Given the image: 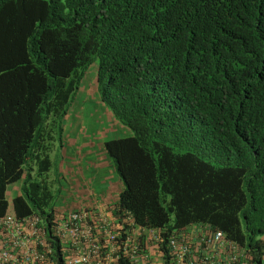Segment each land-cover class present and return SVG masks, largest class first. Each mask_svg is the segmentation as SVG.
I'll list each match as a JSON object with an SVG mask.
<instances>
[{
    "label": "trees",
    "instance_id": "obj_1",
    "mask_svg": "<svg viewBox=\"0 0 264 264\" xmlns=\"http://www.w3.org/2000/svg\"><path fill=\"white\" fill-rule=\"evenodd\" d=\"M92 65L131 132L103 145L112 218L210 225L264 264V0H0V218L64 210L51 153Z\"/></svg>",
    "mask_w": 264,
    "mask_h": 264
},
{
    "label": "built area",
    "instance_id": "obj_2",
    "mask_svg": "<svg viewBox=\"0 0 264 264\" xmlns=\"http://www.w3.org/2000/svg\"><path fill=\"white\" fill-rule=\"evenodd\" d=\"M0 264H253L240 243L210 225L163 231L103 211L0 218ZM255 264V262H254Z\"/></svg>",
    "mask_w": 264,
    "mask_h": 264
},
{
    "label": "rangeland",
    "instance_id": "obj_3",
    "mask_svg": "<svg viewBox=\"0 0 264 264\" xmlns=\"http://www.w3.org/2000/svg\"><path fill=\"white\" fill-rule=\"evenodd\" d=\"M97 74V65H92L84 74L81 89L76 95V99L65 120L62 146L57 143L51 153L53 169L50 174L52 176L60 175L61 167L68 173L70 171H78V165H75L74 160L77 158L72 154L74 142H79V146L84 152H87V149H91L94 153L98 151V155L101 157V151L104 150L103 145L107 139L125 137L131 134L130 130L120 124L112 110L105 106L99 98ZM71 141L73 142L71 143ZM85 144L88 145L83 146ZM84 147L87 149L84 150ZM65 156H67L66 162L63 161ZM106 158L107 161H110L113 168L114 178L120 179L113 162L107 155ZM80 159L82 160L80 166L83 169H90L93 164H97L98 169L101 168L97 153L95 158L91 156L85 157L84 155ZM108 168L111 170L110 167ZM108 177L113 178L111 171H108ZM81 182H85L82 177ZM53 189L55 195L54 203L58 209L62 208L67 211L86 210L87 208L102 206L105 202L104 198L97 196L96 191L82 190V186L79 185L78 181L73 180L72 176L69 180L59 177ZM13 196L14 194L12 195V193L8 194L10 200L13 199ZM171 223H174V216L171 218Z\"/></svg>",
    "mask_w": 264,
    "mask_h": 264
},
{
    "label": "crops",
    "instance_id": "obj_4",
    "mask_svg": "<svg viewBox=\"0 0 264 264\" xmlns=\"http://www.w3.org/2000/svg\"><path fill=\"white\" fill-rule=\"evenodd\" d=\"M73 141H71L72 143ZM88 144H85L83 146H86ZM104 148V146H103ZM84 150L87 149L86 147L83 148ZM96 150V149H95ZM97 153V158L100 159V165L101 168L98 169L97 164H93V166L90 169H83L81 168L80 164L82 163V158L84 155L85 157L91 156L92 158H95ZM94 153L91 151V149H87V152H84L81 150V146H79V142L75 143L74 142V147L72 150V154L76 156L77 159L75 160V165H78V171L73 172L70 171L69 174L73 177V180H76L79 182V185L82 186V190L84 191H96L97 196L106 198L107 196V203H104L102 206L99 207H92L91 210L94 211H103L106 212L108 215L111 214L110 208L115 205L119 194L123 190L124 186L122 184V181L119 178H114V171L113 168L111 167L110 161H107L105 150L101 151V157L98 155V151ZM65 154V152H64ZM64 162L67 161V156L63 159ZM110 167L111 170L108 168ZM67 172L61 167L60 172ZM108 171H111L113 174L112 177H108ZM55 177V175L53 176ZM81 177L84 178L85 182H81ZM13 188V189H11ZM11 190H16L17 187L16 185L10 187ZM112 199H114L112 201ZM112 201V202H111ZM111 202V203H110ZM109 203V204H108ZM113 204V205H112Z\"/></svg>",
    "mask_w": 264,
    "mask_h": 264
},
{
    "label": "clouds",
    "instance_id": "obj_5",
    "mask_svg": "<svg viewBox=\"0 0 264 264\" xmlns=\"http://www.w3.org/2000/svg\"><path fill=\"white\" fill-rule=\"evenodd\" d=\"M11 189H13V188H11ZM11 189H10V191H9V194H10V193H12V195L15 194V189H14V190H11ZM11 211H12V209H11Z\"/></svg>",
    "mask_w": 264,
    "mask_h": 264
}]
</instances>
